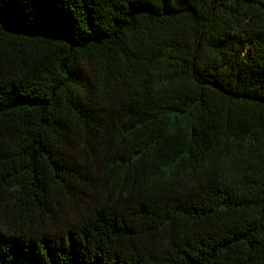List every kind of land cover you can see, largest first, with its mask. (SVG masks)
<instances>
[{
  "label": "trees",
  "instance_id": "1",
  "mask_svg": "<svg viewBox=\"0 0 264 264\" xmlns=\"http://www.w3.org/2000/svg\"><path fill=\"white\" fill-rule=\"evenodd\" d=\"M0 264H264V0H0Z\"/></svg>",
  "mask_w": 264,
  "mask_h": 264
}]
</instances>
